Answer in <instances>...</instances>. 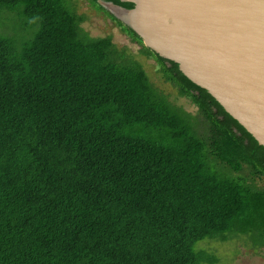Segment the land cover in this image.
<instances>
[{"label":"trees","instance_id":"trees-1","mask_svg":"<svg viewBox=\"0 0 264 264\" xmlns=\"http://www.w3.org/2000/svg\"><path fill=\"white\" fill-rule=\"evenodd\" d=\"M142 47L190 112L79 0H0V264H220L264 248V146L178 63Z\"/></svg>","mask_w":264,"mask_h":264},{"label":"water","instance_id":"water-1","mask_svg":"<svg viewBox=\"0 0 264 264\" xmlns=\"http://www.w3.org/2000/svg\"><path fill=\"white\" fill-rule=\"evenodd\" d=\"M121 1L107 7L264 146V0Z\"/></svg>","mask_w":264,"mask_h":264},{"label":"rangeland","instance_id":"rangeland-1","mask_svg":"<svg viewBox=\"0 0 264 264\" xmlns=\"http://www.w3.org/2000/svg\"><path fill=\"white\" fill-rule=\"evenodd\" d=\"M79 1L80 11L87 16L83 26L90 35L95 37L111 35L119 47L127 48L129 52L137 56L142 62L145 60L144 63L152 80L169 94L174 102L190 112L195 113L197 111V108L188 98L181 96L177 89L163 78L156 61L140 53L142 47L139 42H135L126 37L125 33H121L122 30L117 27L116 23H113L103 13L95 10L89 2L86 0ZM249 240L250 237L248 235L229 241L206 239L199 243L198 248L214 251L221 260L220 264H264V248H253Z\"/></svg>","mask_w":264,"mask_h":264},{"label":"flooded vegetation","instance_id":"flooded-vegetation-1","mask_svg":"<svg viewBox=\"0 0 264 264\" xmlns=\"http://www.w3.org/2000/svg\"><path fill=\"white\" fill-rule=\"evenodd\" d=\"M118 27V26H117ZM121 33H125L123 31H121ZM126 34V33H125ZM126 37H128L129 39L133 40L132 37H130L128 34L125 35ZM134 41V40H133Z\"/></svg>","mask_w":264,"mask_h":264}]
</instances>
